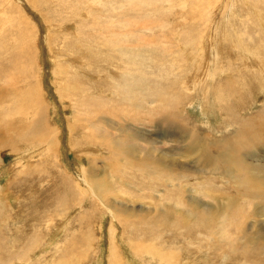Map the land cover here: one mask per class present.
Masks as SVG:
<instances>
[{
    "label": "rangeland",
    "instance_id": "374dc122",
    "mask_svg": "<svg viewBox=\"0 0 264 264\" xmlns=\"http://www.w3.org/2000/svg\"><path fill=\"white\" fill-rule=\"evenodd\" d=\"M263 62L264 0H0V264H264Z\"/></svg>",
    "mask_w": 264,
    "mask_h": 264
},
{
    "label": "bare ground",
    "instance_id": "6f19581e",
    "mask_svg": "<svg viewBox=\"0 0 264 264\" xmlns=\"http://www.w3.org/2000/svg\"><path fill=\"white\" fill-rule=\"evenodd\" d=\"M219 2V1H218ZM218 44V42H216V43H214L213 44V46L214 45H217ZM203 46V48H205V56H204V58H205V61H206V58H208V57H211V58H215V56L218 54L217 52H216V49H214V47L212 46L211 47V49L210 50H206V49H208V47H205L204 45H202ZM213 49V51L211 52V50ZM259 49H257V51L255 52V53H250V52H246V57H247V59H249L250 60V62H249V64H254V65H256V66H260V64H262V61H260V59H259V54H260V51H258ZM208 53H211V54H213L214 56H210ZM256 55L258 56V58H256ZM211 63V62H210ZM263 64H264V62H263ZM80 71H81V69H80ZM63 74L64 73V71H61V72H59V71H57V70H54L53 71V74L55 75V74ZM59 76V75H58ZM78 76V75H77ZM57 77V76H56ZM58 78V77H57ZM77 80V79H76ZM0 89H1V87H0ZM4 88H2V90H3ZM63 89H65V88H63ZM71 89H69V91H70ZM74 90V89H73ZM60 91V90H59ZM58 91V92H59ZM6 92V91H5ZM5 92H1L0 93V98L2 97V99H1V101H3L5 98H6V96L5 95H8L7 93H5ZM97 92L98 93H100L101 95L103 94V92L101 91V89H98L97 90ZM40 96V95H39ZM104 96H102L101 97V101H104V99L105 98H103ZM94 100H95V98H93ZM36 100V99H35ZM38 100H40L39 98H38ZM38 102H40V101H35V103L32 101L31 102V104L32 105H29V109H31V107L33 106V108H34V110H35V118H34V120H32L31 121V124L29 125L31 128L30 129H32V131L34 130H36L35 128H37V127H39L40 128V125L42 124V122H43V112H42V106H41V103L38 105ZM1 103V102H0ZM101 103H98V105H100ZM38 105V106H37ZM40 108L42 109V110H40ZM73 109H74V107H73ZM153 113V112H152ZM39 114V116H38V118L36 117L37 115ZM106 114H107V111H102V112H100V113H98L96 116L98 117V119L95 121V122H98V121H102V122H105V121H108V118H107V116H106ZM151 115V114H150ZM264 117V116H263ZM162 118V117H161ZM247 118H250L249 116L247 117ZM253 118V117H252ZM145 119V118H144ZM255 118H253V120H254ZM252 119H250V121H251ZM252 120V121H253ZM24 122L26 123L27 122V118H25L24 120H21V121H19V122H17V123H15V124H21L20 126H18L19 128L20 127H22L23 125H24ZM93 120L91 121V124H93V123H95ZM101 122V123H102ZM263 123H264V121H263ZM28 124V123H27ZM256 124V123H255ZM258 125H260V124H258ZM258 125L256 124V126H257V128H260V127H258ZM262 125V124H261ZM256 126H255V128H256ZM29 128V127H28ZM34 128V129H33ZM29 129V130H30ZM261 129V132H262V134H263V131H264V126H263V128L261 127L260 128ZM39 130V129H38ZM8 131H12L10 134H8ZM31 131V130H30ZM33 131V132H34ZM39 131H41V130H39ZM42 131H44L43 130V127H42ZM97 131V130H96ZM14 133V131L13 130H11V129H9V128H7L6 130H4L3 132H1L0 131V144L4 141L5 142V145H6V142H11V141H13V136H12V134ZM96 134V133H95ZM25 135L26 136H30V137H37L40 141H42V142H44V138L42 137V136H39L38 135V133L36 132V134H34V136H33V133H31V132H28V130H27V133H25ZM194 135V134H193ZM264 135V134H263ZM195 136V135H194ZM98 137V136H97ZM193 137V136H192ZM5 138V139H4ZM115 139H116V137H115ZM219 139V138H218ZM192 140V139H191ZM98 141V140H97ZM107 141H108V139H107ZM194 141V140H193ZM192 141V142H193ZM253 141V143H254V138L252 137L251 139H250V142H252ZM262 141V140H261ZM119 142H121V140L119 141ZM191 142V141H190ZM53 143V142H52ZM99 144H101V141H99L98 142ZM210 143H211V141H210ZM214 143V142H213ZM48 144V143H47ZM4 145V144H3ZM51 145V144H50ZM104 146L106 145V143L104 142V144H103ZM194 145H196L195 143H194ZM7 146H8V144H7ZM9 146H11V143L9 144ZM106 146H108V144L106 145ZM121 147V146H120ZM224 148V147H223ZM223 148H221L222 150H224ZM12 149V148H11ZM114 149V148H113ZM14 150V149H13ZM111 150H112V147H111ZM222 150H220L219 151V153L220 152H222ZM218 151V150H217ZM46 153H47V150H46ZM111 154H113L114 152H110ZM196 153H199V152H196ZM115 154V153H114ZM206 155L207 156H213L212 154H211V151L210 150H206ZM214 157V156H213ZM149 158V157H148ZM93 159H94V161L96 160V158H94L93 157ZM145 160V159H144ZM156 160V159H155ZM94 161H92V165H93V162ZM146 161H149V160H146ZM151 162H153V159L152 160H150ZM156 162V161H155ZM91 163V162H90ZM19 165H22V163H20L19 162ZM26 166H24V165H22L21 166V169L18 171V173L20 174H23V173H25L26 172V168H25ZM35 166H33V168H34ZM28 170H30V168L28 169ZM98 171H99V169H98ZM29 172V171H28ZM82 172H83V174H81V178H80V182H79V187H80V185L81 184H83V185H85V186H88V184L90 183V186H88V188L86 189V191L87 190H89V191H91L93 194H94V196L98 199V201L101 203V205L104 207V208H106L107 210H108V212L110 213V214H112L113 212H112V210L109 208V204H107V203H105L104 201H102V195L101 194H99L97 191H95V190H93V189H96L95 187H94V185H93V183H92V181L89 179V177H88V175H87V173H86V169L83 167L82 168ZM100 172V171H99ZM92 173V172H91ZM96 173V172H95ZM94 173V174H95ZM93 175V174H92ZM91 175V176H92ZM100 175V174H99ZM97 176V175H96ZM94 179V178H93ZM97 184H98V182H96ZM99 183H101L100 181H99ZM96 184V185H97ZM99 186V185H98ZM83 187V186H82ZM258 187V186H257ZM105 188V187H104ZM254 188V187H253ZM76 188H72V192L75 190ZM255 189V188H254ZM253 189V190H254ZM1 190L3 191V188H1ZM256 190V189H255ZM260 190H262V189H260ZM86 191H83V192H81V193H86ZM257 191V190H256ZM263 191V190H262ZM97 192V193H96ZM254 193V192H253ZM260 193V192H259ZM262 193V192H261ZM92 194V195H93ZM263 194V193H262ZM261 194V195H262ZM91 195V194H90ZM255 195H257V194H255ZM107 196V195H106ZM256 197V196H255ZM263 198H264V195H263ZM258 199H260V198H258ZM262 199V198H261ZM264 199H262V201H263ZM0 205H1V200H0ZM1 207V206H0ZM227 214V213H226ZM113 215V214H112ZM113 218V217H112ZM225 218H226V216H225ZM224 222V221H223ZM222 223V222H221ZM21 229V228H20ZM19 229V230H20ZM24 230H25V228H24ZM23 230V231H24ZM21 231V230H20ZM259 231V230H258ZM0 232H1V230H0ZM21 233L23 234V235H25V233L24 232H22L21 231ZM260 233V232H259ZM2 234V233H1ZM245 234V233H244ZM256 234V233H255ZM23 238V237H22ZM21 239V238H20ZM19 239V240H20ZM260 239V238H259ZM263 239V238H262ZM14 240V239H13ZM51 241H52V239H51ZM15 242V241H14ZM13 246H15L16 247V245H14L13 244ZM17 248V247H16ZM147 251V250H146ZM169 257V256H168ZM166 260V259H165ZM171 260V259H170ZM167 261V260H166ZM169 264H175V263H169Z\"/></svg>",
    "mask_w": 264,
    "mask_h": 264
}]
</instances>
